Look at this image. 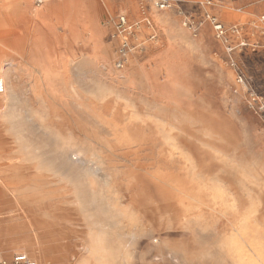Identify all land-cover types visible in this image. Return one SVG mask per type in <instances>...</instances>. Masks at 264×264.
<instances>
[{
    "label": "rangeland",
    "instance_id": "374dc122",
    "mask_svg": "<svg viewBox=\"0 0 264 264\" xmlns=\"http://www.w3.org/2000/svg\"><path fill=\"white\" fill-rule=\"evenodd\" d=\"M149 1L11 0L0 264H264V47Z\"/></svg>",
    "mask_w": 264,
    "mask_h": 264
},
{
    "label": "crops",
    "instance_id": "0c3cea01",
    "mask_svg": "<svg viewBox=\"0 0 264 264\" xmlns=\"http://www.w3.org/2000/svg\"><path fill=\"white\" fill-rule=\"evenodd\" d=\"M117 3L120 5L118 10L122 13L125 9L126 12H130V9L128 8V2L130 0H116ZM144 4L147 7L151 8L152 2L149 0H144ZM153 5V4H152ZM24 9L27 8L26 5L23 4L22 6ZM132 8V7H131ZM107 15L110 14V8L106 7ZM262 10H264V0H260L258 3L254 2H241V4L238 3H232V2H220V3H214L207 7L204 5L203 0H178V2L175 4V6L170 9V12L176 11L177 14L183 15L185 17H188L192 11L197 15H203L206 12H211L213 15H216L222 22H224L227 25H230L232 22L242 24L244 25L245 29L254 28L256 29V34H253V40L255 41V46L257 47H264V21L260 20L258 13H260ZM11 11V0H1L0 1V12L3 15V25L2 29L8 36L9 32L6 31L7 24L5 23V19L9 17ZM198 11V12H197ZM121 16H125L126 19L133 23L135 22L141 24L148 16H144L143 21L140 19L139 21H131L127 18L125 14H120L116 19L107 18V23H114V26L116 27V23L119 20ZM139 24V25H140ZM138 25V26H139ZM258 29V30H257ZM5 42V41H4ZM9 51L4 49L3 53L0 54V59L7 60L9 59ZM2 73L5 74V69H3ZM3 79V78H2ZM1 95V94H0ZM5 136L2 138V145H5L4 142Z\"/></svg>",
    "mask_w": 264,
    "mask_h": 264
},
{
    "label": "built area",
    "instance_id": "2783aa9c",
    "mask_svg": "<svg viewBox=\"0 0 264 264\" xmlns=\"http://www.w3.org/2000/svg\"><path fill=\"white\" fill-rule=\"evenodd\" d=\"M37 3H41L42 0H36ZM155 6L159 9H167L173 7L178 0H152ZM206 18L209 20L213 29L215 30L216 37L222 41L226 46L228 53L230 55L231 61L234 63V59L232 57V53L237 48H243L249 45L245 37V27L242 24L234 23L227 25L222 22L217 16L206 12ZM264 18V16L262 17ZM150 22V21H148ZM186 25L189 23L191 25V19L186 18L185 22ZM195 24V23H193ZM136 23L129 22L125 16H121L116 23V28L119 32H128L131 31ZM237 41L234 45L233 41ZM127 46H129L128 42L125 41L122 47V53H125ZM121 65V64H119ZM6 92V83L2 78H0V94ZM12 261L16 264H38L37 261L31 259L28 254L26 253H18L15 254L12 258ZM6 264V261H4Z\"/></svg>",
    "mask_w": 264,
    "mask_h": 264
},
{
    "label": "bare ground",
    "instance_id": "6f19581e",
    "mask_svg": "<svg viewBox=\"0 0 264 264\" xmlns=\"http://www.w3.org/2000/svg\"><path fill=\"white\" fill-rule=\"evenodd\" d=\"M4 82H5V79L3 78Z\"/></svg>",
    "mask_w": 264,
    "mask_h": 264
}]
</instances>
